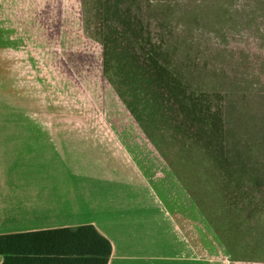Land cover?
Returning a JSON list of instances; mask_svg holds the SVG:
<instances>
[{"label":"rangeland","instance_id":"obj_1","mask_svg":"<svg viewBox=\"0 0 264 264\" xmlns=\"http://www.w3.org/2000/svg\"><path fill=\"white\" fill-rule=\"evenodd\" d=\"M164 1L173 9L166 38L188 33L196 69L227 70L229 77L249 72L256 74L255 87L264 85V0ZM92 9V0H0V45L11 48L10 87L0 79V94L22 93L12 113H0V121L86 124L88 139L116 141L114 171L127 177L114 180V195L135 211L144 208L151 244L165 255L173 254L174 239L171 228L163 227L171 222L164 207L191 237L199 264H264V192L222 188L204 151L175 136L159 115L136 111L142 106L133 103L114 58L106 64L104 46L87 20ZM246 96L236 106L244 110L247 102L250 110L264 111V96Z\"/></svg>","mask_w":264,"mask_h":264},{"label":"trees","instance_id":"obj_2","mask_svg":"<svg viewBox=\"0 0 264 264\" xmlns=\"http://www.w3.org/2000/svg\"><path fill=\"white\" fill-rule=\"evenodd\" d=\"M92 2L87 20L104 46L106 64L114 58L133 103L142 106L136 111L159 115L175 136L204 151L222 188L264 192V111L250 110L247 102L244 110L236 106L248 93L264 96V85L254 86L256 74L234 71L229 77L215 68L208 69L209 79L208 70L196 69L188 33L166 38L173 11L167 1L145 0L146 22L141 0ZM111 252V241L93 224L0 234L1 264H108Z\"/></svg>","mask_w":264,"mask_h":264},{"label":"crops","instance_id":"obj_3","mask_svg":"<svg viewBox=\"0 0 264 264\" xmlns=\"http://www.w3.org/2000/svg\"><path fill=\"white\" fill-rule=\"evenodd\" d=\"M8 50L0 45V79H5V88L10 87ZM14 67L19 68L16 63ZM11 71L15 74V69ZM18 95L0 94V113H12L16 99L22 100V93ZM87 127L0 121V234L93 224L112 243L108 264H159L164 259L171 264H199L191 237L164 206L171 217L163 227L172 230L173 254L152 246L151 224L145 227L142 219L144 208L135 211L114 195V180L127 177L126 172L114 171L119 164L114 161L117 142L88 139ZM154 228L159 236L161 226ZM2 260L0 255V264Z\"/></svg>","mask_w":264,"mask_h":264}]
</instances>
